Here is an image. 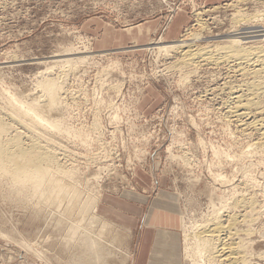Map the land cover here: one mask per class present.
<instances>
[{"label": "rangeland", "instance_id": "374dc122", "mask_svg": "<svg viewBox=\"0 0 264 264\" xmlns=\"http://www.w3.org/2000/svg\"><path fill=\"white\" fill-rule=\"evenodd\" d=\"M239 9L264 14V0H0V122L11 123L14 116L43 139L50 137L61 166L73 174L63 181L78 186L82 200L98 198L90 217L77 215V199L76 207L65 201L55 210L43 206L36 214L38 201L28 189L23 191L27 195H19L14 192L19 183L0 175V264H73L70 233L54 220L59 215L68 225L82 217L83 226L99 232L111 253L102 264H137L142 223L129 229L135 220L131 224L114 216L120 211L137 217V211L123 203L147 210L149 204L139 199L150 202L161 191L178 199L179 207L174 201L161 208L176 214L171 222L181 226L183 264H190L187 246L196 224L217 208L228 210L222 213L224 219L245 213L231 204L234 196L254 199L260 255L252 261L264 264V125H245L246 119L239 121L229 111L235 103L233 91L245 88L248 75L233 63H201L183 82L185 74L175 66L180 59L175 43L182 46L179 40L188 32L202 30L207 36L231 31ZM178 15L174 27L184 18L186 25L178 38L168 40L165 33ZM198 15L205 23L202 28ZM156 19L158 27L145 43L109 48L96 44L106 27L142 32V24ZM115 61L119 67L114 69L110 64ZM64 75L62 101L52 104L42 83ZM116 83L122 86L114 88ZM9 96L29 108H41L46 120L56 118L59 129L18 111ZM253 112L252 117H264V110ZM64 130L73 135L65 136ZM220 173L230 181L216 180ZM56 176L53 169L48 179ZM69 206L77 210L71 218L63 214ZM91 216L112 225L104 227Z\"/></svg>", "mask_w": 264, "mask_h": 264}, {"label": "bare ground", "instance_id": "6f19581e", "mask_svg": "<svg viewBox=\"0 0 264 264\" xmlns=\"http://www.w3.org/2000/svg\"><path fill=\"white\" fill-rule=\"evenodd\" d=\"M198 18L199 27L202 28L205 23L199 15ZM232 18L233 28L225 34L205 36L201 32L202 30L200 32H188L183 39L179 40L182 46L178 47L177 43L174 44V47L179 49L180 54V59L175 66L185 74L182 81L188 82L192 74L198 72L201 63L210 65H220L222 63L232 65L233 63L243 75L251 76L252 79L249 80L247 76V79L245 78L247 80L245 88L240 86V92L238 89L233 91L236 92V95L233 101L235 102L233 110L229 109V111L231 110V117H239V121H243V117L246 119L244 120L245 125L250 124L261 128L264 125V117L261 119L256 118L257 114L252 117L254 115L252 113H255L253 111L256 110V113L261 112L262 114L264 110V14H248L239 9L233 14ZM110 66L114 69L117 66L119 67L116 61L111 63ZM65 78L66 75L64 77L60 76V78L53 77V79L51 78L42 83L43 93L52 104L62 101L61 89ZM121 86L122 83L113 85L114 88ZM9 100L18 111L31 117L34 121L37 120L48 127L50 126L52 130H56V127L59 129L56 118L50 121L46 120L42 116L41 108H29L12 96H9ZM12 117L13 122L11 123L0 122V175L12 178L19 183L18 187L14 188V192L22 195L26 194L23 191L28 189L29 196H33L38 201L36 204L39 205V209L36 210V214L44 210L43 206L55 210L59 203L65 201L76 207V199L81 202L77 206L78 216L81 213L89 215L90 212H93L97 206V196L82 200V192L78 186L63 181V177H72L73 174L61 166L63 163L60 161L58 151L49 143L50 137H45L47 140L43 139L44 137L30 124L22 119ZM17 125H23L27 132L20 130ZM64 131L65 136L70 137L73 135L68 130ZM41 139L45 140L46 144H43ZM251 149L253 150V148ZM53 169L57 172L56 179H48L49 172ZM216 180L221 181V183L230 181L226 175L221 173L216 175ZM233 198L231 202L233 207H241L247 211L243 214H229L227 215L228 218L224 219L222 213L228 210L222 212L219 210L220 208H217L215 211L212 210L213 212L204 220V223L196 224L193 230L194 234L191 236L192 245L188 242L187 246L186 257L189 258L187 261H190V264H253L252 258L260 255L255 246L259 242L255 234L258 236L260 230H257L256 226L253 225L258 219L259 213H256V202L254 199L247 197L238 199L237 196H234ZM75 210L74 207L69 206L63 210V214L65 216L73 215ZM71 215L68 217L71 218ZM92 218L102 220L104 227L112 225L110 221L104 220L102 217ZM54 220H56L59 228L67 229L70 233L69 239H67L70 242L71 248L69 249H71L73 264H102L107 259L110 251L103 246L104 239L102 236L99 237V232L96 234L97 231L91 225H87L86 222L88 221L85 222L87 226H83L82 221L84 219L80 217L79 220H73L68 225L64 222V217H60V215ZM98 223L97 225H100V222ZM64 232L66 231L64 230ZM127 256L129 257L130 254L128 253Z\"/></svg>", "mask_w": 264, "mask_h": 264}, {"label": "crops", "instance_id": "0c3cea01", "mask_svg": "<svg viewBox=\"0 0 264 264\" xmlns=\"http://www.w3.org/2000/svg\"><path fill=\"white\" fill-rule=\"evenodd\" d=\"M179 16L180 15L176 16L165 33V37L168 40L178 38L182 32L183 26L186 25L187 21H185L184 18L183 22L178 27H174V23ZM158 24L159 21L157 19L142 24L140 26L142 27V32H140L138 28L131 32L125 30L116 32L111 27H106V29L102 30L101 40H98L96 44L99 48H109L113 46H126V44L132 42L145 43L149 40L151 31L158 27ZM103 41L107 42V44H103ZM176 198V195L161 191L159 196L153 197L150 202L149 198L148 200L147 198L139 199L141 203L149 204L147 210L140 208V206L134 207L130 204L121 202L126 208L136 210L137 217L134 218L131 215H129V217L125 216L126 214L120 211H116L120 214L119 217L113 215L118 218V220L123 222L126 221L131 224H133V221L135 220V225L133 228L128 226L129 229H136L138 228V225L142 223L143 232L141 233L140 241L138 242L137 264H183L181 259V226L173 223V221L171 222V217L175 218L176 214L173 215L171 211L161 208L164 207L162 206L163 204H165V207H170L174 201L179 207L178 199ZM158 205L160 206L158 207ZM159 208H161V210H159ZM103 211L106 212V209H103ZM149 214L150 220H148ZM155 220H161L162 222L158 224L159 221L156 222ZM165 222L168 223L165 224ZM162 252L166 253V255H163Z\"/></svg>", "mask_w": 264, "mask_h": 264}]
</instances>
